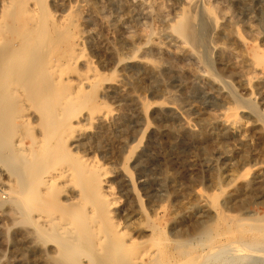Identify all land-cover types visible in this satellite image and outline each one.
I'll return each mask as SVG.
<instances>
[{"label": "rangeland", "instance_id": "obj_1", "mask_svg": "<svg viewBox=\"0 0 264 264\" xmlns=\"http://www.w3.org/2000/svg\"><path fill=\"white\" fill-rule=\"evenodd\" d=\"M24 1L23 6L14 3L19 23L16 32L8 34L6 14L15 13L14 5L12 0H0V44L8 40L12 47L23 31L30 32L24 28H35L40 17L47 27L55 22L63 29L59 36L48 33L44 48L51 57L46 66L58 64L55 92L70 93L67 116L73 127L61 132L63 141L59 142L60 133L57 141L36 133L43 131L41 109L26 96L27 87L16 89L22 113L29 116V126L35 127L31 133L15 130L10 141L6 136L9 139L11 133L3 137L2 153H7L3 157L10 156L0 159V264L67 263L56 242L39 240L37 227L23 220L7 193L17 184L9 171L19 165L18 161L10 163L12 146L25 157L38 151L40 139L45 144L54 143V139L60 145V152L47 157L48 165L45 160L36 165L39 171L44 164L48 169L52 166L42 170L45 178L39 184L43 186L36 192L47 189L43 192L50 193L54 203L47 200L42 211L32 200L31 215L40 220L36 224L47 223L42 225L46 231L75 234L79 243L97 233L100 239L95 246L108 264H114L120 241L134 244L127 264H153L165 246H174L175 251L187 243L205 251L211 248L215 241L202 239L209 229L214 232L233 222L264 223V64L257 63L251 49H264V0H221L225 10L218 12L217 23L204 12L206 4L218 0H159L165 3V13L157 16L149 0H130L131 11L125 4L129 0ZM93 6L101 9L99 18L111 17L109 25L102 26L90 11ZM184 6L196 16L200 42L195 48L172 28ZM226 28L233 40L227 38ZM40 88V83L33 84V94L40 93ZM260 113L262 117H258ZM74 153L90 162H85L90 164L88 170L82 163V172V161L71 160ZM91 163L97 171L102 168L98 171L101 193L103 198L109 197L111 206L102 213H95L98 194L90 198L84 190L91 182L90 177L85 179L86 170L94 169ZM71 164L77 167L78 176L73 175ZM45 185H50L52 192ZM58 186L63 190L57 191ZM81 206L92 211L94 220L92 224L83 222L84 231L77 226L85 211ZM214 233V240H225L226 236ZM106 244L111 247L105 248ZM112 245L116 247L112 249ZM233 248L222 250L221 259L235 255ZM254 250L239 251L230 263L264 264V248ZM81 258L89 264L85 254Z\"/></svg>", "mask_w": 264, "mask_h": 264}, {"label": "bare ground", "instance_id": "obj_2", "mask_svg": "<svg viewBox=\"0 0 264 264\" xmlns=\"http://www.w3.org/2000/svg\"><path fill=\"white\" fill-rule=\"evenodd\" d=\"M15 1L16 2H14V0H12V3L14 5V8H13V6H12V8L14 9L15 13L12 14V13L9 12L8 14H6L7 15L6 20L8 22V23L6 22V24H7L6 26H8V28L6 27L5 28L6 30L5 29L4 30L7 31L8 34L15 33L16 32L17 23H19L18 21L16 23L19 11H17V8L15 9V4L14 3H19L20 6H23L24 2H25L24 0H15ZM39 1L44 3V0H39ZM191 2H194V1L190 0V3ZM12 3L10 2L9 5H11ZM213 3H210L208 5L206 4L205 5V12H204V10H203V12L206 13V15L208 16V18H209V20L211 22H216L217 23V21H218V17H217L218 12L220 10H225V7H223V3H222L221 0H218L216 2V4H213ZM125 4L128 6L130 11L133 9V3H131L130 0L126 1ZM163 4L165 5V3H162L159 0H149V6L153 8V10L155 11L154 14L156 16L157 15H164L165 11H164V5ZM193 4L194 3H192V6H193ZM226 7L228 8L229 6H226ZM10 8H11V6H10ZM100 10L101 9L98 6H93L90 9V11L94 14V16H96V18H98L100 20V23L102 24V26L103 25H109L111 23V21H112L111 17L108 18V17L102 16L101 18H99L100 16H98L97 14L102 12V11L99 12ZM201 12H202V10H201ZM39 13H40V11H39ZM46 14H47V11L44 12V15H46ZM177 15H178V17L174 20V22L172 24V28L174 29L176 34L182 40H184V42L190 44L194 48L197 47V45L200 42V38H199L200 36H198V32L196 30V26H195V17L196 16L194 15L193 11L189 7H187V6L185 7L184 6V7H182L180 13L177 14ZM3 16H5V15H3ZM39 17H40V15H39ZM205 17L206 16H204V18ZM72 21H74V19ZM15 23H16V25H14ZM235 27H236V25H235ZM237 28H239V27H236V29ZM24 29L25 30L30 29V32L26 33V32L23 31V34L19 38V41L17 43H15L13 46L11 45L12 47H8V45H7L8 40H5L6 42H3V44H0V135H1L0 138H2L4 140V141H0L1 142L0 143V159L3 157V155L7 154V153L6 154L2 153L3 152L2 142H3V144L5 143V139L3 138L4 136L9 135V133H11L9 139H8V136H6V140L10 141V139L12 138V134L15 133V130L17 132L20 131V133H31V129L33 131V129L35 127L34 124L32 126H29V123H30L29 122V116L24 115V113H22L21 109H23V107L19 104L20 100L18 101V96H17L18 94H16V89L19 86L27 87L28 91L25 93L26 96L29 99L34 100L35 103L37 104V106L41 109L43 131L36 130V133H43V136H44V134H45V136L51 135V136H53V138L55 137L54 139L56 141H57V138H58L56 136L58 135V133H60L58 135L59 136L58 142H59L63 138L61 132L66 131L67 128H69L71 126L73 127V125L70 122V117L67 116L68 112L70 110V108L68 107V102H69V98H70L69 94L70 93L63 92V94L62 93L58 94L57 92H55V89H56L55 88V86H56L55 78H57V77H54V74H55V72H57V69H58L57 65L58 64L53 62L50 66H46L47 65L46 62L50 61L51 57L49 59V54H48L49 50L44 48V42L47 39L46 36H47L48 33L53 34V36H57V35L59 36L64 31L55 22L54 23H50L49 27H47L46 23L44 24V21L41 19V17L39 18V24H37V26L35 28H29L28 27V28H24ZM139 29H142V28H139ZM145 29H146V27H145ZM226 29H228V28H226ZM226 29H225V31L227 32V35H226L227 38L230 39V40H233V36L231 35L232 34L231 30L230 29L226 30ZM2 30L3 29L1 28L0 31L2 32ZM66 30H67V28L65 29V31ZM20 31L21 30L17 31L18 34H19ZM237 32H240L239 29H238ZM248 35H249V33H248ZM2 41H4V40H2ZM247 45H248V43H247ZM81 46H80V48H81ZM251 49H252V54H253L252 57L254 56L253 58L257 60V63L259 61V63H263L264 64V51H263L264 49L261 50L262 48L260 49V47H254V48L251 47ZM62 52L63 51H61V53ZM55 57H56V55H55ZM65 80H66V78H65ZM38 83H40V85L42 87V88H40L41 92L33 94V91H32L33 84L37 85ZM19 90H21V89H19ZM22 94H23V92H22ZM235 96L237 97L236 94H235ZM238 98H240V97L238 96ZM87 99L89 100V98H87ZM239 100L241 101L242 97ZM242 101H244V99ZM245 101H246V99H245ZM244 102H243V104H244ZM239 105H241V104H239ZM251 105H253V103ZM19 108H20V110H19ZM253 109H255V108H253ZM255 113L256 112H254V115H256ZM257 113H258V111H257ZM261 115L262 114L260 113V115L258 117H262ZM33 118H35V117H33ZM262 118H264V117H262ZM73 124H74V122H73ZM37 128H39V127H37ZM70 131L72 132V130H70ZM70 131L68 133H71ZM60 135L62 137L61 139H60ZM48 139H50V137ZM54 139H52V141H54V143L51 142L50 144H45V140L44 139L38 140L37 141L38 151L35 152V153L34 152H32V153L30 152L25 157L21 156V155H18V152H17L18 147L17 146H12L13 143L11 142L12 143L11 146L14 147V150H13L14 156L11 155L12 158H10V159L12 160V162L10 161V163L18 161L19 165L16 166V167H15V165H13V167H14L13 170L12 169H11L12 171L9 170L10 171V175H12V174L15 175V179H16L15 181L17 182V184H14V182H13L14 185L12 187H10L8 189V191H7V193L10 194V199L9 200L14 203L15 208H17L16 210H18L21 213V215L23 217V220L28 222L30 225L37 227L36 230L38 231L39 235L42 237V238L40 237V239L38 238L39 240L43 239L42 241L45 240L44 242H46V240L47 241L48 240L49 241L53 240L54 242L57 243V245L59 246V249H60V253L63 255L64 262H67L68 264H85V263H83V260L85 258L83 260L81 258L83 256V254H85L86 258L88 259L87 262H89V264H108V262L107 263L105 262L106 261V257L102 258L100 256L101 254H100L99 248L95 246V244H98V239H100L97 233H95V235H91L90 238L88 237L87 240L85 241V243H79L78 242L79 239H77V236H75V234H70V235H66L65 236L63 234L53 233L51 231L50 232L46 231L42 227V225L46 226L47 223L46 222H44V223L41 222V224L38 225L36 223H37V221H40V220L35 218L36 215H35V217L33 215H31V213H32L31 209L33 207L32 204H31L32 200H34V202H33V203H35L34 206H40V208H41L40 210L43 211L44 208L47 207L46 202L48 203V201L50 202L54 198L53 196L50 195V193L48 194V192H46L47 193L46 195L44 194L43 191L47 190V189L43 190V188H42V190H43L42 192H38V193L36 192V190L38 191L40 189V188H37V187L42 185V184H39L41 182V180H42L41 178L44 176V174H43L44 172L42 170H46V168L48 167V166H46V165H48L46 163L47 160H48L47 157L51 153H56L58 150L60 152V149H59L60 145L57 146V143H56V141ZM67 140H68V138H67ZM67 140H66V142H67ZM62 141H63V139H62ZM62 141L60 143L61 145H62ZM66 142L64 143V145L66 144ZM6 143H7V141H6ZM4 146H5V144H4ZM6 149H8V148H6ZM6 149H4V150H6ZM68 150H70L69 147H68ZM8 151H11V150H8ZM8 156H10V155H8ZM71 156L72 157L75 156V157L72 158ZM71 156H70V158H72L71 160H73V162L74 161L77 162L78 160H80V161H78L80 163L82 161L81 162V165H82L81 168L82 169L80 168L82 172H85V170H83L84 169L83 164H84V166H86L87 164L90 166V164H89L90 162L89 161H83L84 157L82 155L79 156V154H75L74 153ZM7 157L4 156L3 158L4 159H9V157L8 158ZM75 158L76 159L78 158V159L76 160ZM4 159H3V161H4ZM42 160L43 161L45 160L46 165L44 164L42 166V170L39 171L40 168H38V170H37V166L36 165H37V163L39 161L43 162ZM6 162H8V160ZM85 162H89V163H85ZM10 163H8V164L10 165ZM88 165L86 166L87 170H88V167H89ZM51 167L52 166H50V168ZM91 167H92V169L94 168V166H92V163H91ZM76 168L77 167L75 165H72V170L75 169L72 173L75 172L73 175L78 176ZM95 168H96V166H95ZM95 168L93 170H89V171H91L89 173L86 170L85 179L87 180L88 179L87 176H88V177L91 178V182L88 184L87 188H84V190H85V194H87L90 198L94 195V193L98 194L99 198H98V204H96L97 208H95L96 209L95 213L96 212L97 213H100V212L102 213L104 209H105V211H107L108 206H110L109 203L107 204V202H108L107 199L109 197L103 198L102 193H101L102 192L101 191V189H102V179H101L98 171H100L102 168L100 170L98 168V171ZM49 169L47 168V171ZM68 171H71V169L68 170ZM60 172L58 174H60ZM82 172H81V174H82ZM60 175H58V176L61 177ZM56 176L52 177L51 179L56 178ZM44 178L45 177H43V179ZM83 178H84V176H83ZM90 178L88 180H90ZM85 179H83V181ZM9 180H11V179H9ZM70 180H71V178H70ZM79 180H80V178H79ZM53 182H57V181L54 180ZM9 183H10V181H9ZM57 183H53V184L57 185ZM53 184L51 186L55 188V186H53ZM49 186L48 187L46 186V187L49 188ZM51 186H50V192H52V189H51L52 187ZM58 187H59V190L57 189V191L63 190V188L60 190V188H61L60 186H58ZM103 190H104V188H103ZM57 193L58 192H55V195ZM75 197H70V200L74 199ZM83 197H85V196L83 195ZM77 198H76V200H77ZM53 203L54 202H52L51 205H53ZM84 205H82V206H84ZM64 207H66V206H64ZM50 208L53 209V207H50ZM50 208H48V209H50ZM82 208L85 209V211L83 210L84 212H83V215L81 216V218H83V220H79V222H77L78 223L77 226L80 229V231L86 230V227L82 226L83 222H87V220H88L89 224H92L94 222L93 216L91 214L92 211L91 212L90 211H86V206L82 207ZM88 208L89 207H87V209ZM70 209H72V207ZM70 209L68 210V212L71 213ZM92 209H94V208H92ZM111 211H113V210H111ZM42 214L43 213H40L39 216H41ZM107 215H109L108 212H107ZM61 224H63V223H61ZM118 224H120V222ZM57 225H58V223H57ZM218 225H219V223H218ZM246 225L247 224H244V223H241V222H233V225H231V226L228 225L227 226L228 228L226 226H224V225H223L224 227L220 225L221 227L220 228H216L217 230L214 231L215 233L213 231H211L210 229L207 230L205 234H202L203 235L202 239L203 240L209 239V241L211 240V242H213V241H215V242L212 244L211 248L208 246L210 249L208 248L209 250L207 249L206 251L204 249H201V248H196L195 246H189L188 247L187 246L188 243L185 246H183V247L180 245L181 249H179L178 251L176 249L177 252L174 250V246L173 247L165 246L163 249L161 248L162 249L161 250V255H160L159 258L155 257L156 259L154 260L153 264H234L235 262H233V261H232L233 263L232 262L230 263V261H231L230 259L233 258L235 255H239V254H237L239 251H242L244 249L245 250L248 249V251H250V250L252 251L254 249L255 250L258 249V251H260L259 249L264 248V223H253V224L250 223L247 226ZM158 229H159V227H158ZM47 230H49V229H47ZM119 231H122V230L119 229ZM163 231H164V229H163ZM70 232H72V231L69 230L68 233H70ZM88 232H89V230H88ZM115 232L118 233V231H116V230H115ZM163 233H165V232H163ZM213 233L214 234L217 233V235L219 233V235H222V236L224 235L222 238H224L225 236H226V238H225V240H220V241L217 240L216 241L214 239H216L215 237H217V236H213ZM124 234H126V232ZM80 236H82V235H80ZM105 236H106V234H105ZM131 236H132V234H131ZM222 238H220V239H222ZM125 239H127V238H125ZM153 240H154V237H153ZM167 240L168 239H166V241ZM157 241H158V239H157ZM114 242H115V240H114ZM150 242H152V241H150ZM155 243H157V242L155 241ZM197 243H200V242L198 241ZM181 244H184V243L181 242ZM206 244H207V242H206ZM117 245H118V247L115 248V249H116V251H118V254L116 255L115 260H113L114 264H127V258H130V256L133 254L131 249L133 248L132 246L134 244H132V243L131 244H127V243H124V242L120 241V242H118ZM168 245H169V243H168ZM175 246H176V244H175ZM177 246H176V248H177ZM203 246H205V244ZM229 246H231V247L234 246L235 247V248H233L234 249L233 253L235 252V255H233V254L230 255V257H228V260L221 259V257L224 255L223 254L224 252L222 250H224L225 248H228L227 250H230V251L232 250V249H230L231 247L229 248ZM85 247H87V248H85ZM106 247H111V246H110V244L109 245L106 244L105 248ZM113 247H116V245L115 246L112 245V249H113ZM158 251L160 252V250H158ZM142 253H143V251H142ZM246 257H247V255H246ZM107 258L109 260V257H107ZM238 258H239V256H238ZM240 258L242 260L245 259L244 256L240 257ZM219 260H221V261H219ZM60 262H61V260H60Z\"/></svg>", "mask_w": 264, "mask_h": 264}]
</instances>
